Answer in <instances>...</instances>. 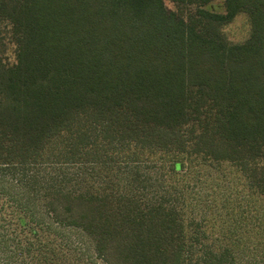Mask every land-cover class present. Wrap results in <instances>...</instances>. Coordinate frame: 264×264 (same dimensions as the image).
<instances>
[{"label": "trees", "instance_id": "obj_1", "mask_svg": "<svg viewBox=\"0 0 264 264\" xmlns=\"http://www.w3.org/2000/svg\"><path fill=\"white\" fill-rule=\"evenodd\" d=\"M169 1L0 0V172L84 189L54 223L0 180L9 261L96 264L66 226L104 264H264V0Z\"/></svg>", "mask_w": 264, "mask_h": 264}, {"label": "rangeland", "instance_id": "obj_2", "mask_svg": "<svg viewBox=\"0 0 264 264\" xmlns=\"http://www.w3.org/2000/svg\"><path fill=\"white\" fill-rule=\"evenodd\" d=\"M164 4L168 9H174V4L169 0H164ZM208 9L214 12L222 13L223 0H217L213 2L212 5L208 7ZM222 31L230 43H243L248 38L250 33V26L247 17L244 14L237 15L232 20V22L222 27ZM8 55L9 60H12V55L10 52ZM55 173L56 172H54V170L47 168H42L36 172H24L23 174H19L17 172H0V180L6 185L11 181L15 182L17 184L15 186L22 192L25 198L28 196L33 200L39 210V213H44L45 216H43L45 218L55 223L54 219H59L65 216L62 213L61 208V206H64V203L61 200V195H76L84 190H81L73 181H70L67 175L64 176V183L61 186H55ZM90 184H92V182H90ZM91 192H93V189L92 186H89V188L86 189V193ZM58 203L60 204L58 205ZM56 207L58 208L56 209V214H58V216L54 214V209ZM58 228L61 229L60 234L63 235L68 242L80 244V246L85 251V255L90 256L96 264H104L103 260L95 255L93 240L85 233L83 234L79 229L66 226H61ZM5 249L7 251L11 250L9 247H6ZM5 249H0V264H21L17 257L16 259L12 258L9 261L7 258V251Z\"/></svg>", "mask_w": 264, "mask_h": 264}]
</instances>
